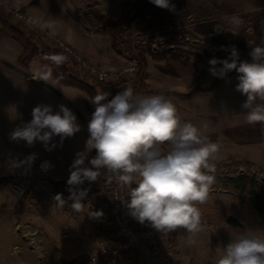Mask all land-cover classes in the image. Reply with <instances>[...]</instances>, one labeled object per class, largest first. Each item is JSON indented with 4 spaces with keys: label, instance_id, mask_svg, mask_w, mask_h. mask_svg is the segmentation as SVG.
Here are the masks:
<instances>
[{
    "label": "rangeland",
    "instance_id": "rangeland-1",
    "mask_svg": "<svg viewBox=\"0 0 264 264\" xmlns=\"http://www.w3.org/2000/svg\"><path fill=\"white\" fill-rule=\"evenodd\" d=\"M119 1L120 6L115 7ZM170 2L175 5L174 11L157 7L150 0H0V112L9 120L5 122L6 125L0 122V178L18 176L14 180L0 182V200L3 202L0 205L1 218L8 220L11 204L24 194L14 193L16 183L29 188L28 194L34 207L39 205L46 193H51L55 183L63 187L62 182L43 175L41 169L35 166L58 154L61 146L47 151L40 141L28 146L25 141L10 139V133L14 130L9 127L11 118L15 120L11 124L13 128L23 126V116H26L24 107L27 103L32 104L25 100L24 91L32 92L38 88L41 92L43 88L39 86H44L53 92L59 82L71 84L74 93L68 92L72 99L66 97V103L75 107L80 114L86 108L92 112L90 100L93 94L89 87L97 90L101 84L85 70L71 64L69 59L63 64L80 80L77 83L58 78L57 73H54L58 71L56 68L52 69L53 78L47 83L32 78L34 64L38 62L44 65L46 62L41 58L44 54H64L36 25L27 22L30 18L40 21L28 8H40L39 11L43 12V6L50 17L56 20L61 18L62 27L73 31L83 30L91 41L104 47V51L114 49L120 59V66L123 47L111 33V27L124 21L132 32L142 33L143 38L137 45L145 70L143 75L134 76V87L139 86L141 95H162L169 99L175 105L181 123L191 122L210 142L219 146L213 161L215 171L211 174L215 181L209 198L198 205L202 231L194 236L184 229L161 233L148 222L141 224L130 215L138 230L149 232L152 236L156 258L163 264H216L223 247L235 240L239 233L264 231V213L258 212L249 200L248 191L252 187H236L227 180L248 176L258 184H264V125H250L245 121L243 114L247 110L242 108V104L247 97L236 90L239 73L233 70L224 78L213 77L209 73L211 65L208 63L212 58H228L230 52L221 50L222 45L225 48L234 45L239 51L240 60L251 62V49L247 41L259 44L264 40V0ZM233 14L241 16L244 21L238 30L230 29L223 19ZM19 31L22 35L18 34ZM56 34L64 38L58 32ZM17 36L25 38V46ZM22 57L27 61H21ZM115 80L111 84L115 85ZM177 84L192 87L181 90ZM87 122L72 136L76 147H85L89 137ZM67 139L71 137L65 139L70 144ZM33 153L36 159L30 167L25 165L10 170L11 159L24 160ZM69 188L70 192L76 191ZM98 189L99 192L94 189L96 194L92 195L93 206L82 200L86 210L82 212L81 232L85 236H66L68 241L62 242V245L58 243L60 238H65L60 236L62 229L75 234L66 226H53L55 235L59 236L45 235L46 225L26 223L23 219L13 226L14 230L24 235L25 239L20 243L9 232L10 225L8 227L4 221L0 222V264L18 263L22 250L32 252L34 257L30 259L34 264H101L90 261V254L97 249L103 237L101 224L107 208L104 183ZM69 197L66 193L62 197L66 201L64 208L70 207L73 202ZM69 209L70 215L77 213ZM95 211H102L103 216L94 218L89 215ZM228 217L235 218L237 223L231 224ZM123 258L126 264L142 263L138 253L124 254Z\"/></svg>",
    "mask_w": 264,
    "mask_h": 264
},
{
    "label": "clouds",
    "instance_id": "clouds-1",
    "mask_svg": "<svg viewBox=\"0 0 264 264\" xmlns=\"http://www.w3.org/2000/svg\"><path fill=\"white\" fill-rule=\"evenodd\" d=\"M155 6L174 11L170 0H150ZM257 11L261 9H256ZM232 30H238L244 21L233 14L223 17ZM29 24L38 25L55 36L54 22L29 19ZM234 33V31H230ZM251 62L241 61L238 49L220 46L229 51L226 59L212 58L209 73L224 78L228 72L239 73L236 90L247 97L242 104L248 124L264 125V40L259 44L247 41ZM59 67L68 57L64 54L46 53L41 57ZM32 78L49 82L52 67L38 62L32 68ZM109 92H101L91 98L95 106L88 123L89 137L85 149L75 154L70 165L67 184L83 185L95 182L103 174L114 178L121 191L127 190V208L139 223L148 222L161 233L184 229L193 236L202 231L201 211L198 205L209 198L215 181V164L219 146L210 142L199 128L191 122L181 123L175 105L162 95L134 94L131 87L109 99ZM32 119L10 133L12 141H25L28 146L36 141L43 143L45 150L60 146L66 138L79 132L77 117L65 106L54 112L51 105L38 104L32 109ZM205 127H207L205 125ZM96 155L89 159L92 151ZM36 159L33 153L24 160L11 159L10 170L31 166ZM51 167L45 161L43 170ZM133 185H135L133 187ZM87 190L71 191L72 211H85L82 200ZM56 205L63 207L66 201L61 194L54 196ZM99 218L102 211L90 212ZM216 264H264V231H243L235 240L223 247Z\"/></svg>",
    "mask_w": 264,
    "mask_h": 264
},
{
    "label": "crops",
    "instance_id": "crops-1",
    "mask_svg": "<svg viewBox=\"0 0 264 264\" xmlns=\"http://www.w3.org/2000/svg\"><path fill=\"white\" fill-rule=\"evenodd\" d=\"M120 6V1L116 2L115 7ZM32 7V6H31ZM40 9V8H39ZM39 9H33V8H28V10L35 16L37 17L40 21L45 22V21H51L54 22L55 25V31L58 32L61 36H63L68 42L73 44L77 49H79L84 55H86L89 59H91L95 63H99L104 65L105 67L109 69H117L120 66V59L118 55H116L114 49L113 51H104V47H99L98 44H95L93 41H91V38H89L86 34V32L82 31H73L69 30L68 28L62 27L60 24L61 18L56 20L53 18V16H49L42 6V11H39ZM56 15V14H55ZM54 15V17H55ZM117 15V13H116ZM58 16H61L60 14ZM47 87H50L46 85ZM179 89L181 90H188L189 88L192 87V85H185V84H177L176 85ZM43 88V91H39V89H34L32 92H28V90H25V100H29L32 104L27 103V105L24 107L23 113L26 114V116H23L24 122H29L32 119V109L37 106L38 104H47L51 105L53 108L54 112L60 111V106L63 105L67 107L76 117H77V123L81 126L84 127V124L87 122L89 123L92 112L90 109L86 108L85 110H82V112L79 114L77 110H75V107H72L70 105H67L66 99L71 96H69V93H74L72 92L73 85L67 84L64 82H59V86L56 90H51V88H46L44 86H39ZM18 90V86H16ZM58 93L56 95V93ZM69 92V93H68ZM41 93V94H40ZM64 93V95H63ZM19 94V93H18ZM67 97V98H66ZM66 98V99H65ZM77 111V112H76ZM0 112V122L5 123L6 121V116L2 115ZM13 113V111H12ZM5 117V118H4ZM18 118V117H16ZM11 124L13 121H15L13 118H11ZM9 125L10 129H15L13 128V125ZM6 125V123H5ZM81 129V128H80ZM82 135V133H79ZM70 138V137H69ZM85 138V136L83 137ZM70 144L66 143V140L63 141L62 146L60 147L59 153L52 156L47 162L50 163L51 167L47 170H43L41 168V165L35 164L36 167H38V170L41 169V172L43 175L49 177L52 180H55L56 182H62L63 187H59L58 185L55 187H52L51 193H46V196L43 198L42 201H40L38 206H33V203L31 202L30 198L31 196H27V199L25 201L24 207L21 212L17 211V201L20 199L17 198L14 203L11 204V211H10V216H7L8 220H5L4 218H1L0 214V222H3L8 226L10 225V228L8 229L9 232L16 237L18 242H23L24 241V235L20 234L19 231L16 229L14 230L13 226L16 224L18 225L21 220L25 219L26 223H34V222H39L42 223L43 225H46L45 229V235H52V236H59L55 235V232L53 229H55L53 226L58 224L59 227H68L69 229L72 230L73 233L75 234H70L68 230L64 231L62 229V234L60 236H64L65 238H60L58 241L59 245H62L63 243L67 242L68 238L66 236H83L84 232H81L82 226H81V217H83V213H73V216L68 213V210H70L69 206L68 207H58L56 205V201L54 200V196L57 194H61L62 197L66 193L68 196H70V185L67 184V180L70 175V165L72 164L75 154L79 151H83L85 147L80 148L76 147L74 144V141L71 137ZM53 143H56L58 146H60V138L57 136L54 138ZM73 143V145H72ZM85 144V143H84ZM66 146V147H65ZM99 186H95V190L99 192L98 189ZM72 190V189H71ZM94 194L95 191H94ZM68 198V197H64ZM69 204V202H67ZM0 205H3V202L0 200ZM64 210V211H63ZM73 212V211H72ZM24 221V222H25ZM12 226V227H11ZM9 227V226H8ZM77 234V235H76ZM85 236V235H84ZM63 242V243H62ZM31 251H33V248L30 246ZM2 252L0 251V254ZM25 253V254H23ZM30 253V254H29ZM32 252H26L24 250L21 251V255L19 256V262L16 264H34L33 260L30 258L34 257ZM14 264V261L13 263Z\"/></svg>",
    "mask_w": 264,
    "mask_h": 264
},
{
    "label": "built area",
    "instance_id": "built-area-1",
    "mask_svg": "<svg viewBox=\"0 0 264 264\" xmlns=\"http://www.w3.org/2000/svg\"><path fill=\"white\" fill-rule=\"evenodd\" d=\"M39 29L40 27L36 25ZM47 37H49L56 46L63 51L64 55L79 69L85 70L97 82L112 83L114 78L115 90L111 94V98L124 89L131 87L134 94L141 95V90L134 87V76L136 74L143 75L144 62L138 53L137 43L142 40V33H134L125 24L120 22L110 31L117 40L118 44L123 47V61L121 66L112 71L103 66L97 65L90 60L86 55L77 50L74 46L69 44L64 38L58 36H50L48 30H41ZM106 184L107 192V208L105 211V224L114 228L111 235L103 233L97 245V249L90 254V261L101 264H126L123 258L124 254L138 253L141 256L142 263L140 264H163L155 256L152 247V236L149 232H142L133 223L129 210L127 208V190L121 191L113 178L111 182L107 174H102L95 182L85 181L83 185L73 186L74 190H87V195L84 198L85 202L93 206L92 195L95 186ZM28 189L27 186H22L18 183L13 187L16 194H23Z\"/></svg>",
    "mask_w": 264,
    "mask_h": 264
},
{
    "label": "trees",
    "instance_id": "trees-1",
    "mask_svg": "<svg viewBox=\"0 0 264 264\" xmlns=\"http://www.w3.org/2000/svg\"><path fill=\"white\" fill-rule=\"evenodd\" d=\"M0 18H1V13H0ZM18 34L22 35V32L19 31ZM17 37H18L17 39L20 42L24 43V46H25L26 45L25 38H23L21 36H17ZM20 60L24 61V62L27 61L23 57ZM44 63L45 64H49L52 67V69L56 68L58 71L55 70L54 73H57V75L59 76L58 78H60L62 80L68 79V80H71L73 83L79 80L67 70V68H66V66L64 64H62L59 67H57L56 65L51 64V62L50 61L48 62L47 60H46V62L44 61ZM89 88L91 89V92H92L93 97H94L96 94L101 93V92H109L110 95H111L113 93V91L115 90V85L111 84V83H101V84L98 85L97 90H96V88L94 90V87H92V86L89 87ZM91 110H92V112H94V110H95V106L94 105H93V107H91ZM95 155H96V152H95V150H93L92 153H91V156L94 157ZM17 177H18L17 175H11V176H8V177H2V178H0V182L7 181V180H14ZM227 180L229 182H231V183H234L236 187L246 188L247 186H251L252 188H250L249 191H248L250 203L258 212L264 213V184H258L257 182H255L254 179H252V178H250L248 176H239V177H235V178H229ZM57 185L58 184L55 183L54 186L56 187ZM104 186H105V189H106V184H104ZM71 187L73 188V186H71ZM28 189L24 192V194L17 201L16 207L18 209L17 211H19V212L22 211V209L24 207V204H25V201L27 199V196L29 195L28 193H29L30 190H28ZM228 221L231 224H236L237 223L235 218H233V217H228ZM101 227H102L101 228V232L102 233H106L108 235H111L114 232V228L111 227V226L110 227L107 226L105 224L104 220H103V222L101 224Z\"/></svg>",
    "mask_w": 264,
    "mask_h": 264
}]
</instances>
